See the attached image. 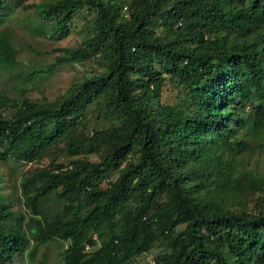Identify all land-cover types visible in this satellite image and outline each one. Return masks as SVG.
Returning <instances> with one entry per match:
<instances>
[{"label": "trees", "instance_id": "trees-1", "mask_svg": "<svg viewBox=\"0 0 264 264\" xmlns=\"http://www.w3.org/2000/svg\"><path fill=\"white\" fill-rule=\"evenodd\" d=\"M21 10L48 40L86 33L21 71ZM88 62L53 99L27 95ZM3 74L0 159L64 156L21 178L27 220L0 188V264L55 240L59 264H138L156 242L153 264H264V0H0Z\"/></svg>", "mask_w": 264, "mask_h": 264}, {"label": "rangeland", "instance_id": "rangeland-1", "mask_svg": "<svg viewBox=\"0 0 264 264\" xmlns=\"http://www.w3.org/2000/svg\"><path fill=\"white\" fill-rule=\"evenodd\" d=\"M21 19H29L31 23L29 12L25 10L18 11L13 15L11 21L6 22L13 29V42L19 47L18 58L20 61L19 69L21 71L26 70L27 67L34 64L48 65L53 63L54 56L60 53L56 49L76 46L86 33L83 22L77 21L76 24H78L79 29L74 31L76 32L75 34L64 40L55 42L30 32L23 25L24 23ZM28 47L40 55L29 52ZM94 65L95 63L88 62L83 65H75V67L68 65L60 66L53 73L45 74L39 78L32 86L29 85L27 95L35 100H40V102L45 99L51 100L70 85L75 73L90 70ZM4 92L10 96L18 95L12 88V82L8 80L5 74L0 79V93ZM170 95L171 93L164 94L165 98H169ZM62 147L63 145L54 147L41 160L29 163L15 162L11 159L3 161L0 159L1 191L7 196L13 210L21 214L24 220L28 219V209L25 207L20 194L19 182L21 178L31 174L38 168L51 167V162L61 161L64 156ZM257 158L263 159L259 152L253 155L251 163L253 165H262V162L256 161ZM53 206L52 208L54 209L56 206L54 204ZM64 247L65 243L58 240L48 242L38 247L33 258L29 256V252H25L22 256H16L14 264H59L61 251ZM160 249V242H156L154 248L147 255L138 259V264H147L148 260L156 255Z\"/></svg>", "mask_w": 264, "mask_h": 264}, {"label": "built area", "instance_id": "built-area-1", "mask_svg": "<svg viewBox=\"0 0 264 264\" xmlns=\"http://www.w3.org/2000/svg\"><path fill=\"white\" fill-rule=\"evenodd\" d=\"M89 248V246H86V249H88ZM149 263L150 264H153V261L152 260H149Z\"/></svg>", "mask_w": 264, "mask_h": 264}]
</instances>
